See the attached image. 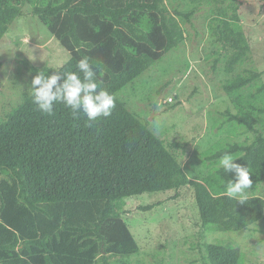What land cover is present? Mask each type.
Here are the masks:
<instances>
[{
	"label": "trees",
	"instance_id": "trees-1",
	"mask_svg": "<svg viewBox=\"0 0 264 264\" xmlns=\"http://www.w3.org/2000/svg\"><path fill=\"white\" fill-rule=\"evenodd\" d=\"M209 30L227 54L216 57L229 75L223 88L236 109L224 114L252 133L206 155V171L191 177L183 156L189 142L155 134L117 93L187 40L167 0H0V41L11 24L32 6L71 58L58 68L25 65L36 75L76 71L87 56L97 81L116 97L108 118L92 127L81 113L63 105L49 116L29 95L0 119V264H131L140 244L124 218L125 199L146 192L193 187L205 229L248 228L264 219V77L251 61L236 0H208ZM216 51V50H214ZM218 53V52H217ZM216 53V54H217ZM246 63V64H245ZM248 166L253 184L244 202L226 194L228 179L219 166L225 153ZM207 264H241L244 252L203 241Z\"/></svg>",
	"mask_w": 264,
	"mask_h": 264
},
{
	"label": "rangeland",
	"instance_id": "rangeland-1",
	"mask_svg": "<svg viewBox=\"0 0 264 264\" xmlns=\"http://www.w3.org/2000/svg\"><path fill=\"white\" fill-rule=\"evenodd\" d=\"M167 1L173 12H193L191 20L179 18L186 28V43L168 52L117 96L167 143L189 142L183 163L195 177L192 173L206 171L210 151L253 134L228 123L224 114L236 109L223 88L230 78L223 71L225 64L218 62L213 69L216 57L223 58L227 52L211 36L208 0ZM236 1L251 46L246 67H255L264 77V0ZM70 58V52L32 13V6H23V15L0 41V119L30 87L33 74L25 65L58 68ZM259 188L257 194L264 197V184ZM176 194L175 190L146 192L125 199L124 218L140 244L131 264H207L200 246L205 240L240 248L241 264H264V219L248 228L205 230L193 187H183Z\"/></svg>",
	"mask_w": 264,
	"mask_h": 264
},
{
	"label": "clouds",
	"instance_id": "clouds-1",
	"mask_svg": "<svg viewBox=\"0 0 264 264\" xmlns=\"http://www.w3.org/2000/svg\"><path fill=\"white\" fill-rule=\"evenodd\" d=\"M75 67L76 71L54 72L51 75L45 71L38 72L31 79L29 95L40 113L51 116L55 106L61 104L74 117L82 113L86 117V126L92 127V122L98 118L111 116L116 97L97 81V70L89 57L81 58ZM236 160L232 154L225 152L219 159V166L224 172L233 174L226 184V194L244 202L246 191L253 181L249 167L236 163Z\"/></svg>",
	"mask_w": 264,
	"mask_h": 264
},
{
	"label": "built area",
	"instance_id": "built-area-1",
	"mask_svg": "<svg viewBox=\"0 0 264 264\" xmlns=\"http://www.w3.org/2000/svg\"><path fill=\"white\" fill-rule=\"evenodd\" d=\"M169 101H172V98H170Z\"/></svg>",
	"mask_w": 264,
	"mask_h": 264
}]
</instances>
